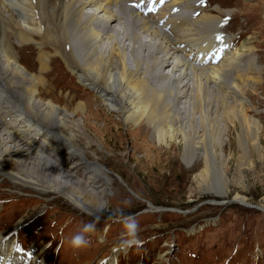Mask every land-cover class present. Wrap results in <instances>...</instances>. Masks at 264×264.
<instances>
[{
    "label": "bare ground",
    "instance_id": "1",
    "mask_svg": "<svg viewBox=\"0 0 264 264\" xmlns=\"http://www.w3.org/2000/svg\"><path fill=\"white\" fill-rule=\"evenodd\" d=\"M152 1L160 0H0V185L5 181L16 190L26 189L39 197L55 195L75 210L99 217L102 207H97V195H107V188L113 184L105 170L98 163L86 160L83 151L67 138L69 135L78 141L85 140L88 149L100 154L81 131L88 128L94 132L92 136L104 147L99 138L101 131L88 125L91 116L88 102H95L99 110L116 114L127 127H143L157 147L180 144L181 159L186 168L194 169L200 158L202 164L193 179L197 186L212 190L217 196H226L228 180L221 163L226 132L220 131L204 104L220 77L229 69L237 70L239 57L243 54L249 56L253 48L249 43H243L236 53L230 58L227 56L216 67H193L181 55L182 50L171 49L168 37L157 28L158 24L175 21V30L184 33L190 27H196L197 32L193 30L191 33L194 37L187 38L188 34L184 37L180 32L177 35L180 40L176 41L177 44L196 45L204 41L207 27L213 29L221 21L207 14H201L196 21L189 20L183 12H177L182 15L173 17L175 6L188 10L194 6L192 0H164L161 9L153 7L154 13L144 9V5L139 6L140 2L148 6ZM131 2H134L133 11L138 14L126 7ZM216 10L218 14L230 13L221 11V8ZM143 13L151 15L148 20L140 16ZM114 24H118L120 30H115ZM141 34L146 35V41L140 40ZM125 42H128L127 47ZM31 47L37 53L33 65L36 72L29 71L20 58L19 52ZM210 47L211 44L204 49L203 55L208 54ZM127 51L132 68L127 67ZM141 53L143 59H140ZM58 61L81 83L79 86L96 96L78 101L72 107L68 96L72 92H57L49 82L48 76L54 77ZM197 61L201 64L203 58ZM246 61L249 69L245 74H256L258 68L253 65L252 58ZM164 69L170 74L162 73ZM148 75L159 78L158 87L149 86ZM240 78L241 74L237 75L238 81ZM242 91L234 84L223 93L221 91L222 94L218 92L224 108L221 118L224 125L238 128L237 147L244 151L250 147L258 152L262 129L247 116V109L252 107ZM187 94L192 100L191 137L185 131L186 115L177 112L180 109L176 107L178 115L174 117L170 112L171 104L180 102ZM237 95L241 98L236 99ZM78 116L81 123L74 124ZM105 129L104 123L102 130ZM41 152L52 158L57 166L40 155ZM58 154L62 157L56 158ZM75 176L86 181H79ZM234 200L239 204L244 202V198L238 195ZM29 218H22L14 227ZM16 235L12 229L0 232V250L7 252H0V264H14L8 255L16 250Z\"/></svg>",
    "mask_w": 264,
    "mask_h": 264
},
{
    "label": "rangeland",
    "instance_id": "2",
    "mask_svg": "<svg viewBox=\"0 0 264 264\" xmlns=\"http://www.w3.org/2000/svg\"><path fill=\"white\" fill-rule=\"evenodd\" d=\"M192 2L194 6L188 10L175 6L172 10L173 17L179 14L177 12H183L191 21L199 20L201 14L219 19L221 22L213 29L211 26L207 27L205 36L208 39L206 37L204 39L207 44L204 41L196 45L177 44L176 41L180 40L177 35L181 31L175 30V21L169 24L165 22V25L162 22L157 27L168 37L171 49L183 51L181 55L185 61L191 63L193 67L199 65L216 67L227 56L230 58L236 53L243 43H249L253 48L249 56L243 54L239 57L237 70L229 69L232 72L228 70L220 77L217 84L210 89V96L204 104V108H208V114L220 131L226 132L223 136L221 159L228 180L226 196H217L212 190H204L197 186L193 179L202 161L199 158L192 170L186 168L181 159L180 144L168 148L157 147L154 140H151L150 133L143 127H127L116 114H108L106 110H99L95 102H88L89 115H91L88 125L98 132L101 131L99 138L103 141L104 147L94 139L92 136L95 135L94 132L88 128L81 131L88 140L92 141L95 150H100V154L96 155L93 150L88 149L85 140L78 141L74 136L69 135L67 138L79 151H83L86 160L98 163L113 184L109 189L107 188V195H97L99 197L97 207H102L99 217H91L89 214L79 212L55 195L39 197L26 189L16 190L5 181L0 185V212L2 211L0 226L9 225L11 222L16 224L27 216L31 221L39 219L36 223L29 224L30 226H24L18 234V244L25 248L21 251H31L32 256L39 257L32 264L43 262L45 264H110V261L114 264L116 259H118L117 264H264V0H192ZM145 4L140 2L139 6L144 5V9L154 13L153 7L155 6L156 10L161 9L164 0L154 3L152 1L148 6ZM215 7L230 13L218 14ZM189 13L193 14L192 17ZM140 16L148 20L151 15L143 13ZM95 27L97 28V25ZM112 27L120 30L118 24ZM192 31L197 32L196 27L192 26L187 33L181 32V34L184 37L188 34L187 38H191L194 37L191 36ZM107 32L105 29V33ZM140 40L146 41V35L141 34ZM125 44L127 47L128 42ZM210 44L212 51L203 55L204 49ZM35 51V48L31 47L29 50L19 52L22 63L29 67V71L33 70V65L36 63ZM152 51L157 54L156 51ZM142 55L143 53L140 59H143ZM250 57L253 65L258 68L256 74H245L249 69L246 60ZM202 58L203 61L199 64L197 60ZM125 59L127 67L132 68L129 51L126 52ZM56 67L54 77L48 76L50 85L57 92L71 91L68 96L73 103L72 107L78 101L93 99L96 96L85 87L79 86L81 83L61 62L58 61ZM162 73L170 74V71L164 69ZM239 74L241 78L238 81ZM155 76L148 75L149 86L152 84V87H158L159 78ZM234 84L243 90L244 97L252 107L251 110L247 109V116L252 117L262 129L258 152L250 147L246 151L237 147L238 128L224 125L222 121L221 114L224 108L219 93L221 91L223 93ZM237 98L240 99V95H237ZM191 102L190 95L187 94L180 102L174 101V105L172 103L171 109L169 108L170 112L175 113H172L174 117L178 115L177 112L186 115L185 131L190 134L189 137L192 136L189 125L193 113ZM179 103L181 104L178 105ZM74 120V124H79L82 119L78 116ZM104 123L106 129L103 131ZM142 131L145 133L143 134ZM41 154L47 161L57 166L47 154L42 152ZM75 177L79 181H86L81 177ZM237 195L243 197L245 203L236 202L234 197ZM160 207L164 210L161 213L150 212ZM133 220L139 226V243L128 248L122 243L127 238L124 223ZM52 222L55 223L56 229L52 226ZM88 223H95V230L85 234L89 243L85 247L74 248L71 245V238L81 232ZM114 253L116 255L113 256Z\"/></svg>",
    "mask_w": 264,
    "mask_h": 264
},
{
    "label": "clouds",
    "instance_id": "3",
    "mask_svg": "<svg viewBox=\"0 0 264 264\" xmlns=\"http://www.w3.org/2000/svg\"><path fill=\"white\" fill-rule=\"evenodd\" d=\"M125 226V235H126V239H124L122 241V243L130 248L133 245H136L139 243V239H138V234H139V226L137 224V222L135 220L131 221V222H127L124 223ZM95 230V223H88L85 224L82 231L75 234L72 238H71V245L74 248H82L85 247L89 241L86 238L87 233H91Z\"/></svg>",
    "mask_w": 264,
    "mask_h": 264
},
{
    "label": "water",
    "instance_id": "4",
    "mask_svg": "<svg viewBox=\"0 0 264 264\" xmlns=\"http://www.w3.org/2000/svg\"><path fill=\"white\" fill-rule=\"evenodd\" d=\"M154 211L161 212V211H164V210H163L162 207H160V208H158V209L154 208Z\"/></svg>",
    "mask_w": 264,
    "mask_h": 264
}]
</instances>
